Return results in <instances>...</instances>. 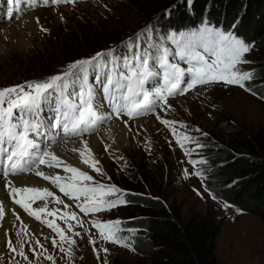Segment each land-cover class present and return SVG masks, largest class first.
<instances>
[{"label": "rangeland", "instance_id": "374dc122", "mask_svg": "<svg viewBox=\"0 0 264 264\" xmlns=\"http://www.w3.org/2000/svg\"><path fill=\"white\" fill-rule=\"evenodd\" d=\"M170 2L93 0L18 11V17L9 20L0 15V30L12 24L9 32L0 36V92L22 82L34 83L45 73L73 74L89 64L100 65V76L105 71L101 64L107 56L114 66L125 68L122 82L141 96L153 87L159 90L165 84L180 85L187 77L212 68L210 53L224 32L213 26L181 31L166 28V23L157 19ZM23 19L26 21L21 22ZM219 55L222 67L229 69L228 82H198L180 97L181 91H174L172 99L164 101L155 116L135 119L143 120L141 124L133 123L135 120H115L130 134L125 140L132 148L128 152L122 151L127 144L122 146L119 141L101 135L112 120L88 135L99 134V145L82 149L81 167L71 166L63 159L51 161L62 165V176L55 178L63 184H99L84 203L100 210L102 204L105 206L94 218L103 226L115 225L111 232L99 235L72 204L50 200H43L38 208L46 202V206L59 208L70 216L57 220L51 231L43 229L20 213L6 193L9 207L0 216V264L148 262L139 250L155 243L150 234L144 229L116 226L129 223L138 215L150 214L148 209L124 203L119 197L123 193L139 194L142 188L146 190L141 193L146 195H151L153 188L159 191L156 196L160 201L170 209L177 207L182 219L195 211L221 218L222 228L215 240L219 264H264V223L233 205L211 198L197 175L218 162L214 152L232 147L230 129L253 136L264 126V101L248 91L253 80L246 75L262 59L260 52L248 47L235 57L228 52ZM35 56L46 62L36 65ZM213 77L218 79L217 74ZM105 144L110 145L106 151ZM72 152L75 149L68 148L66 156L73 158ZM113 186L116 190H106ZM30 187H20L12 195L23 197L37 190V185ZM44 188L54 197L53 187L45 184Z\"/></svg>", "mask_w": 264, "mask_h": 264}, {"label": "trees", "instance_id": "16d2710c", "mask_svg": "<svg viewBox=\"0 0 264 264\" xmlns=\"http://www.w3.org/2000/svg\"><path fill=\"white\" fill-rule=\"evenodd\" d=\"M158 17L166 28L174 30L213 26L238 36L246 48L258 50L262 59L247 71L246 75L253 80L247 89L264 101V0H172ZM33 59L36 65L46 62L38 56ZM47 76L45 73L36 81H45ZM229 135L232 147L214 152L218 162L197 175L211 198L233 205L264 223V126L253 136L236 129H230ZM113 187L108 190H116ZM141 192L119 197L124 203L148 209L150 214L116 224L122 229H144L155 241L144 251L139 250L148 259L139 264H219L215 240L222 228L221 218L195 211L182 219L177 207L170 209L160 201L156 196L160 192L155 188L149 192L151 195Z\"/></svg>", "mask_w": 264, "mask_h": 264}, {"label": "bare ground", "instance_id": "6f19581e", "mask_svg": "<svg viewBox=\"0 0 264 264\" xmlns=\"http://www.w3.org/2000/svg\"><path fill=\"white\" fill-rule=\"evenodd\" d=\"M25 21L26 20L23 19L21 22H25ZM21 22L19 21V23H21ZM7 26H8L7 29L0 30L1 31L0 36L2 34L9 32V30L12 27V24H10V25L8 24ZM142 121L143 120H135V121H133V123H136V124L140 123L141 124ZM100 133H102L101 135H103V137L106 138L107 140L112 139L114 141H119L120 144H122V146L127 144L125 142V140H127L128 137H130V134L127 133V129L125 128V126L122 123H118V121H115V120L110 122L106 126V128L103 129ZM98 135L94 134V135H90L88 137H83V138H80V139H77L74 141H69V142H63V141L56 142L47 148L48 149L47 158H49L50 161H55L54 159H56V160H58V159L62 160L63 159L71 166L81 167L82 166V160H83V158L81 157L82 156L81 153H82V151H84L82 149H84L85 147L87 148L88 146L91 147L92 149L96 148V146L99 145ZM109 147H110L109 144H105L103 146L105 151ZM127 147L126 146L123 147L122 151L128 152V150L132 149L129 144H127ZM68 148H71L73 150L75 149V152H72L73 158H69L66 156V152H67ZM76 151H81V152H79V154H77ZM43 172H48L49 174H51L53 176L59 175V174H61V176H62V174H63L62 171H58L54 168L49 167V168H41L40 170L37 171V173L32 172L28 175H18V176H15L9 180H3V182H1L2 180H0V216H2L7 211V208L9 207L8 206V199H9L8 196L10 197L13 194L12 192L15 191L16 189L19 190L20 187L28 188L31 185H33V186L37 185V188H35L37 190H33L32 192L44 190L46 196H48V198H46L45 200H52L53 196L52 195L50 196V191H48V188H44V185L47 183H45L43 180H41L38 177V174H43ZM30 190H32V189H30ZM20 191H21V189H20ZM23 191H22V193H23ZM6 193L8 194V196ZM22 196L26 197L27 194L26 195L23 194Z\"/></svg>", "mask_w": 264, "mask_h": 264}]
</instances>
